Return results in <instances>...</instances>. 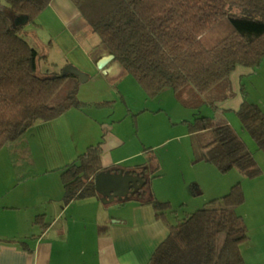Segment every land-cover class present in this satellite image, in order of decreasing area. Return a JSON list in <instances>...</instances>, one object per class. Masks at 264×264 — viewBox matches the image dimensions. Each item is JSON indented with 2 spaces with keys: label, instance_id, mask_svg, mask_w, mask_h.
<instances>
[{
  "label": "trees",
  "instance_id": "1",
  "mask_svg": "<svg viewBox=\"0 0 264 264\" xmlns=\"http://www.w3.org/2000/svg\"><path fill=\"white\" fill-rule=\"evenodd\" d=\"M52 0H0V149L18 140L37 120L50 121L85 105L73 73L38 72L42 57L29 42L27 26ZM92 31L99 33L111 60L119 62L154 97L172 89L191 108L207 99L225 100L229 76L239 66L255 71L264 58V0H70ZM243 128L264 151V112L242 100L236 109ZM201 134V161L220 172L238 169L244 178L262 174L253 153L227 123L209 116L187 122ZM102 143L91 145L61 169L64 201L96 194L94 176ZM245 201L240 182L227 194L168 222L169 236L148 264H245L241 245L249 230L235 208ZM158 216L168 201H151ZM176 213V211H171ZM37 217L36 219H38Z\"/></svg>",
  "mask_w": 264,
  "mask_h": 264
},
{
  "label": "rangeland",
  "instance_id": "2",
  "mask_svg": "<svg viewBox=\"0 0 264 264\" xmlns=\"http://www.w3.org/2000/svg\"><path fill=\"white\" fill-rule=\"evenodd\" d=\"M33 27L47 49L46 58L39 61L38 72L53 74L69 65L77 68L87 78L78 92L85 105L50 121L37 120L18 140L5 144L0 149V186H9L18 174L27 176L35 170L63 168L84 153L87 146L101 142L105 135L107 144H103L101 165L107 171L100 178L106 177V171L107 195L115 191L120 198L148 177V188L152 186L158 200L169 201L171 211H176L174 214L163 210L169 222L175 223L186 212L224 196L238 182L247 199L235 211L245 217L252 208L248 194L256 183L255 188L260 190L255 206L261 215L264 213V188L259 186L264 183V151L257 147L236 114L244 99L257 103L264 112V58L255 71L239 66L230 74L227 99L212 100L211 105L209 98L208 103L187 108L172 89L148 96L119 62L111 60L106 47L100 44L99 33L90 27L72 34L48 8L26 31ZM28 39L32 46L39 47L32 37ZM201 116L212 117L216 124L228 122L253 153L262 174L248 179L236 168L222 173L214 164L201 161L205 154L201 134L192 133L187 123ZM140 165H146V172L137 168ZM55 170L47 178L61 181V171ZM122 186L124 191H120ZM97 206L98 211L101 206ZM76 215L80 219L77 226L81 227L84 221ZM246 217L251 228L250 239L240 247L244 254L258 246L254 241L260 238L254 224L257 220L253 215ZM90 218L95 223L102 222L105 213ZM89 224L93 226L92 222Z\"/></svg>",
  "mask_w": 264,
  "mask_h": 264
},
{
  "label": "crops",
  "instance_id": "3",
  "mask_svg": "<svg viewBox=\"0 0 264 264\" xmlns=\"http://www.w3.org/2000/svg\"><path fill=\"white\" fill-rule=\"evenodd\" d=\"M48 9L72 34L89 27L70 0H52ZM32 32L41 40L34 27L29 29V33ZM101 143L102 160L103 144H107L105 135ZM137 168L146 172V165ZM61 169L35 170L27 176L18 174L15 182L0 186V264H148L157 246L170 233L166 215L158 216L152 205L151 201L158 198L152 186L148 188L150 179L147 177L119 198L115 191L107 195V170L102 167L94 176L96 194L66 203L62 182L47 178L54 173L52 171ZM104 170L106 177L101 179ZM123 186L119 187L120 191H124ZM259 186L264 188V183ZM255 187L256 183L250 194L247 193L252 207L247 215L257 220L254 224L260 238L254 241L259 245L251 252L241 251L245 264H264V213L261 215L255 206L259 203L257 191L260 190ZM96 202L101 206L98 211ZM122 203L127 206L121 208ZM102 212L105 213L102 222L95 223L90 218ZM77 213L84 221L81 227L77 226L80 220L76 218ZM246 216L249 230L251 226Z\"/></svg>",
  "mask_w": 264,
  "mask_h": 264
},
{
  "label": "water",
  "instance_id": "4",
  "mask_svg": "<svg viewBox=\"0 0 264 264\" xmlns=\"http://www.w3.org/2000/svg\"><path fill=\"white\" fill-rule=\"evenodd\" d=\"M29 35H31V37L33 38V40L36 42V44L39 46V54L41 56H45L47 53V49H46V45L44 43L41 42V40L37 37V34L32 32L29 33ZM67 73H73L75 75H77L80 79V83H84L87 81V78L85 77V75L80 72L77 68H75L74 66H66L63 69V74H67Z\"/></svg>",
  "mask_w": 264,
  "mask_h": 264
}]
</instances>
